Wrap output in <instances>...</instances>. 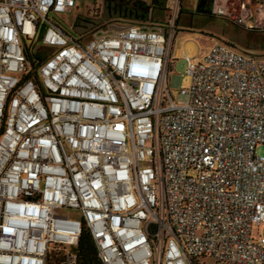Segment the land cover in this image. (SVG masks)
<instances>
[{"label": "built area", "instance_id": "obj_1", "mask_svg": "<svg viewBox=\"0 0 264 264\" xmlns=\"http://www.w3.org/2000/svg\"><path fill=\"white\" fill-rule=\"evenodd\" d=\"M78 1L0 0V264H76L84 231L102 264H264V57L215 45L176 103L182 0L166 24L74 38L52 17ZM236 1L254 29L264 0Z\"/></svg>", "mask_w": 264, "mask_h": 264}, {"label": "rangeland", "instance_id": "obj_2", "mask_svg": "<svg viewBox=\"0 0 264 264\" xmlns=\"http://www.w3.org/2000/svg\"><path fill=\"white\" fill-rule=\"evenodd\" d=\"M98 0H79L78 12L73 14H62L52 17L53 21L68 34L73 35L71 27L78 14H88L93 10ZM151 6L152 16L150 23L166 24L171 19L172 5L174 0H141ZM173 1V2H172ZM199 0H182L175 39L170 51L171 67L169 71L168 87L176 103L185 102L186 98L181 96V90L191 85V78L187 75L189 62H201L217 45L222 44L234 48L240 53H248L254 57H264V7L250 3L252 6L256 22L254 29H247L238 25L234 19V14H240V4L236 0H228L225 4L227 17H217L213 14L198 12ZM214 2V0H213ZM245 0H241V3ZM213 4V3H212ZM213 6V5H212ZM131 26L144 27L145 24L131 23ZM128 27V26H127ZM102 30H110L107 27ZM32 42H27L30 47ZM36 47L30 49L32 55L40 52L43 58H47L46 49L42 47L38 40ZM257 153L264 157V146L257 149ZM74 216V214H71ZM254 237L264 238V224L256 227Z\"/></svg>", "mask_w": 264, "mask_h": 264}, {"label": "flooded vegetation", "instance_id": "obj_3", "mask_svg": "<svg viewBox=\"0 0 264 264\" xmlns=\"http://www.w3.org/2000/svg\"><path fill=\"white\" fill-rule=\"evenodd\" d=\"M78 12V8L71 14ZM152 16V9L141 0H98L88 14H78L71 31L74 38L81 35H89L93 31L103 27L121 28L129 27L131 23L146 24V14ZM102 20L99 25L92 26V21Z\"/></svg>", "mask_w": 264, "mask_h": 264}, {"label": "trees", "instance_id": "obj_4", "mask_svg": "<svg viewBox=\"0 0 264 264\" xmlns=\"http://www.w3.org/2000/svg\"><path fill=\"white\" fill-rule=\"evenodd\" d=\"M157 0H154V3ZM173 2V1H172ZM213 0H199L198 1V12L210 14L212 9ZM43 52L37 55H32L30 50L27 51V56L29 62L32 66V71L25 77L26 80L34 78L38 81V76H36V70L38 68V62L41 59ZM246 55L252 56L251 54L245 53ZM77 253L76 264H102L97 249L95 247L94 241L91 234L88 231H84L80 244L78 248L74 251ZM65 252L57 251L54 252L49 264H62L65 261Z\"/></svg>", "mask_w": 264, "mask_h": 264}, {"label": "water", "instance_id": "obj_5", "mask_svg": "<svg viewBox=\"0 0 264 264\" xmlns=\"http://www.w3.org/2000/svg\"><path fill=\"white\" fill-rule=\"evenodd\" d=\"M101 22H102V20H99V21L94 20L91 23H92V26L94 27L95 24L96 25H99ZM145 22H147V23L150 22V15H149V13L146 14ZM129 28H130V26L129 27H121V28H111L110 30L115 31V32H122V31H125V30L129 29Z\"/></svg>", "mask_w": 264, "mask_h": 264}]
</instances>
